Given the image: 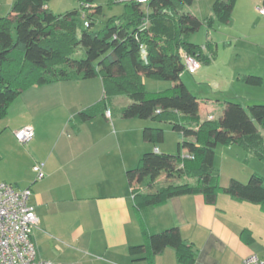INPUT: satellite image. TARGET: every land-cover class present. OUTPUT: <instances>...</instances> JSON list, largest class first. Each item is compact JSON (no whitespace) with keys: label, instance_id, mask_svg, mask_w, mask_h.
<instances>
[{"label":"trees","instance_id":"1","mask_svg":"<svg viewBox=\"0 0 264 264\" xmlns=\"http://www.w3.org/2000/svg\"><path fill=\"white\" fill-rule=\"evenodd\" d=\"M50 1L17 0L10 13L0 18V120L32 86L101 78L105 95L98 108L106 111L112 97L126 95L131 103L121 111L124 119L169 123L179 139L176 155L145 153L140 165L127 172L137 210L196 193L214 203L219 192L264 206L261 175L252 174L247 183L231 179L222 187L215 168L219 145H239L264 163V104L243 107L229 103L220 119L202 120L197 98L181 80L186 71L181 52L206 60L189 37L204 23L211 29L214 23L229 24L238 0H215L213 15L205 21L185 11L195 0H152L147 5L130 2L125 4L123 16L112 19L101 32L93 30L94 15L102 13L94 0H79L80 9L64 15L54 14L48 8ZM78 46L84 47L85 57L73 59ZM144 77L174 85L166 93L149 96ZM263 80L251 75L244 79L251 86H260ZM80 117L87 122L94 116L82 112ZM143 139L157 146L164 143L165 133L147 127ZM184 176L195 179L196 184L177 183ZM159 177L169 183L157 188ZM148 178L147 191L139 190ZM149 246L154 255L174 248L181 264L196 261V251L177 228L152 235ZM146 252L145 244L129 250L136 260L144 259Z\"/></svg>","mask_w":264,"mask_h":264},{"label":"crops","instance_id":"2","mask_svg":"<svg viewBox=\"0 0 264 264\" xmlns=\"http://www.w3.org/2000/svg\"><path fill=\"white\" fill-rule=\"evenodd\" d=\"M102 92L101 78L35 85L0 120V183L31 189L38 257L52 264H181L174 248L154 255L149 246L152 235L177 228L196 251L194 264H244L251 255L264 260L258 240L264 206L219 192L214 203L196 193L136 209L127 172L145 153L165 151L143 139L142 130L154 121L124 119L127 105L113 110L114 100L106 111L98 108ZM82 112H92L93 119L82 121ZM209 117L216 119L209 113L201 118ZM27 126L35 138L22 146L15 132ZM38 163L45 164L42 180L33 170ZM138 189L147 191L145 184ZM143 244L145 258L131 257L130 248Z\"/></svg>","mask_w":264,"mask_h":264},{"label":"rangeland","instance_id":"3","mask_svg":"<svg viewBox=\"0 0 264 264\" xmlns=\"http://www.w3.org/2000/svg\"><path fill=\"white\" fill-rule=\"evenodd\" d=\"M11 1L0 0V15L5 17L9 14L12 8H8L7 5ZM94 3L102 7V13L94 15L93 30L95 32L103 31L112 19L120 18L126 11L125 4L115 3L114 0H94ZM263 7L264 0H238L229 24L214 23L213 30H211L209 25L204 23L198 32L189 37L192 43L202 49L206 60L202 61L201 69L195 74L184 71L181 80L197 98L201 117L209 113L216 119H220L229 103L240 104L243 107L264 104V80L260 86H251L244 81L247 75L264 79V15L258 11ZM48 8L56 15H64L79 10L80 2L79 0H51ZM185 11L205 21L213 15L212 0H195L193 5L185 7ZM80 17L82 18V12ZM210 38L214 39L212 45L208 44ZM71 57L73 59L84 58V47L78 46ZM143 84L149 96L166 93L174 85L170 81L147 77L143 78ZM104 95L103 88V98ZM111 100H114L113 110L131 103L126 95H119ZM135 121L147 122V120L139 119ZM149 122L151 124L149 127L156 124L165 133L164 143L157 144V146L164 149L165 154L176 155L178 136L171 124ZM259 129L263 133L261 128ZM2 166L3 164L0 163V167ZM215 168L219 183L224 187L229 185L231 179L247 183L255 169L264 178V163L239 145H219L216 149ZM187 182L196 184V180L188 176L182 177L177 183ZM149 183L150 178L146 179L143 185L147 186ZM167 183H169L168 180L159 177L156 187H163ZM250 205L261 208L258 204L250 203ZM261 220L264 221V217ZM258 240L261 251L259 254H264V234L262 238L258 237Z\"/></svg>","mask_w":264,"mask_h":264},{"label":"built area","instance_id":"4","mask_svg":"<svg viewBox=\"0 0 264 264\" xmlns=\"http://www.w3.org/2000/svg\"><path fill=\"white\" fill-rule=\"evenodd\" d=\"M152 0H114L115 3L136 2L147 5ZM264 15V7L258 9ZM88 26L87 23H85ZM186 71L195 74L202 67V62L195 56L181 52ZM109 115V112H107ZM212 119V117H209ZM20 145L28 146L35 138V131L27 126L15 132ZM45 164L33 167L37 180L45 178ZM32 191L14 184L0 183V264H52L40 259L32 239L33 230L38 224L34 207L31 204ZM244 264H264L257 255H251Z\"/></svg>","mask_w":264,"mask_h":264}]
</instances>
